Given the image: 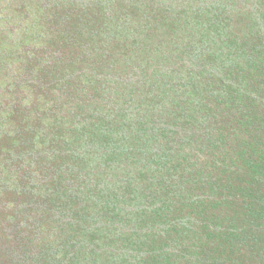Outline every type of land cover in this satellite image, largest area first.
<instances>
[{
	"label": "trees",
	"instance_id": "16d2710c",
	"mask_svg": "<svg viewBox=\"0 0 264 264\" xmlns=\"http://www.w3.org/2000/svg\"><path fill=\"white\" fill-rule=\"evenodd\" d=\"M194 1L0 0V264L203 263L165 132L185 147L221 102L264 133V0Z\"/></svg>",
	"mask_w": 264,
	"mask_h": 264
},
{
	"label": "rangeland",
	"instance_id": "374dc122",
	"mask_svg": "<svg viewBox=\"0 0 264 264\" xmlns=\"http://www.w3.org/2000/svg\"><path fill=\"white\" fill-rule=\"evenodd\" d=\"M189 2L193 3V0ZM232 30L241 36L246 27L232 21ZM255 77L262 84L255 82ZM247 82L251 90L261 85L254 90L264 91V79L260 76L253 73ZM235 108L229 111L224 103L212 102L210 109L215 117H207L197 128L193 126L189 131V144L185 147L184 140L181 139L182 145L178 147L179 137L165 132L169 142L165 141L163 148L166 151L167 145H173L169 152L177 154L168 163L176 167L169 176L173 187L167 193L168 198L178 204L176 186L182 184L189 203L193 202L192 207L186 201L183 203L187 207L184 212L187 216H190L187 212L195 213L194 216L191 214V228L179 237L182 241L176 246L191 245L194 253L202 251L206 256L201 257L202 264H214L219 254L215 247L221 234L230 228L242 237L238 243L244 245L239 249L243 259L248 264H264V170L255 173L251 166L257 157L261 159L258 150L257 153L254 151V143L258 144L257 149L264 150V133L260 135L253 120L242 125L238 115L232 113ZM165 122H168L166 116ZM188 258L186 261L195 264Z\"/></svg>",
	"mask_w": 264,
	"mask_h": 264
}]
</instances>
